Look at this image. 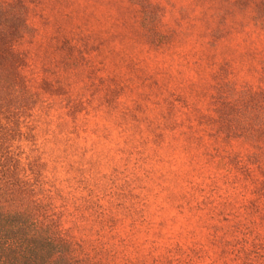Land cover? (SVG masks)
Listing matches in <instances>:
<instances>
[{
    "label": "rangeland",
    "instance_id": "obj_1",
    "mask_svg": "<svg viewBox=\"0 0 264 264\" xmlns=\"http://www.w3.org/2000/svg\"><path fill=\"white\" fill-rule=\"evenodd\" d=\"M0 69L17 176L110 264L264 263L248 151L169 137L233 89L264 99V0H0Z\"/></svg>",
    "mask_w": 264,
    "mask_h": 264
},
{
    "label": "trees",
    "instance_id": "obj_2",
    "mask_svg": "<svg viewBox=\"0 0 264 264\" xmlns=\"http://www.w3.org/2000/svg\"><path fill=\"white\" fill-rule=\"evenodd\" d=\"M233 91L235 94L228 98L224 95L225 99L220 101L222 104L213 108L214 113L188 110L185 118L190 121L186 125L190 130L184 129L183 134H170L169 137L181 140L180 145L193 142L194 147L210 156L213 149L225 150L227 154H221V157L232 159L235 153H229L225 143L241 148L242 152L248 151L246 158L255 163V167L244 169L251 170L250 175L256 182L254 191L263 197L256 198L257 205L258 202L264 205V111L256 108L264 99L255 97L254 92L247 89ZM121 116L132 129L143 120V116L139 118L134 110L127 109ZM158 117L162 125L178 124L173 111L158 113ZM200 118L206 129L216 132L214 142L203 140L201 128L197 131L194 127V119L198 123ZM2 127L0 125V264H110L107 248H97L89 236L79 237L70 228H64L62 214L49 205L41 191H30L17 176V159L5 145L9 132ZM245 249L241 248L240 255L249 253ZM222 260L227 263V259Z\"/></svg>",
    "mask_w": 264,
    "mask_h": 264
}]
</instances>
